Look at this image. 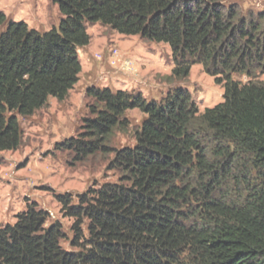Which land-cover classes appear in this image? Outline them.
Here are the masks:
<instances>
[{"label":"trees","instance_id":"1","mask_svg":"<svg viewBox=\"0 0 264 264\" xmlns=\"http://www.w3.org/2000/svg\"><path fill=\"white\" fill-rule=\"evenodd\" d=\"M51 1L62 18L47 32L0 14V152L20 147L18 116L63 102L77 84L86 24L167 44L172 75L201 65L223 102L199 114L182 88L158 101L88 88V117L55 149L78 162L106 154L113 133L129 128L126 113L139 110L135 145L109 165L118 181L56 196L73 221L69 250L61 224L29 205L0 226V264H264V13L242 17L222 0Z\"/></svg>","mask_w":264,"mask_h":264},{"label":"rangeland","instance_id":"2","mask_svg":"<svg viewBox=\"0 0 264 264\" xmlns=\"http://www.w3.org/2000/svg\"><path fill=\"white\" fill-rule=\"evenodd\" d=\"M222 3L235 5L242 17L264 13V0H222ZM0 14L6 22H23L38 32L57 28L62 18L51 0H0ZM86 32L89 44L78 50L81 73L67 98L63 102L50 98L32 116H18L21 145L15 151L0 152V226L13 224L17 214L36 204L48 214V222L61 224L66 235L61 245L67 250L73 221L62 216L56 196H76L88 188L117 182L119 173L109 169L114 151L135 145L136 133L145 119L139 110L128 111L129 128L113 133L107 144L109 152L75 161L71 154L55 147L78 135L89 115L88 88L140 92L147 101H158L182 88L190 93L199 114L222 103L224 94L222 86L201 65H193L187 78H175L171 51L165 43L119 35L100 24H86ZM233 78L242 84L249 81L241 75ZM257 81L264 83V74ZM246 189L237 187L233 195H244Z\"/></svg>","mask_w":264,"mask_h":264}]
</instances>
